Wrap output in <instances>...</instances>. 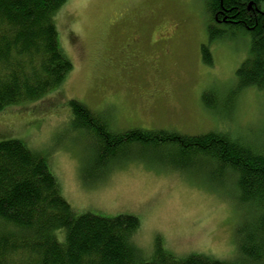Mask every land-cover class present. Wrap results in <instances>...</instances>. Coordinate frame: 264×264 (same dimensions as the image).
Segmentation results:
<instances>
[{
	"label": "rangeland",
	"instance_id": "rangeland-1",
	"mask_svg": "<svg viewBox=\"0 0 264 264\" xmlns=\"http://www.w3.org/2000/svg\"><path fill=\"white\" fill-rule=\"evenodd\" d=\"M55 25L72 70L41 100L1 111L0 142L17 140L44 158L75 217H136L133 245L142 260L159 243L178 259L234 261L235 231L252 212L231 175L202 161L172 171L165 167L169 153L135 145L98 166L94 142L77 128L68 102L102 114L116 132H221L262 147L264 91L234 92L250 39L237 34L209 44L204 0H67ZM136 37L131 51L141 60L131 62L125 44ZM202 45L211 66L201 60Z\"/></svg>",
	"mask_w": 264,
	"mask_h": 264
},
{
	"label": "trees",
	"instance_id": "trees-1",
	"mask_svg": "<svg viewBox=\"0 0 264 264\" xmlns=\"http://www.w3.org/2000/svg\"><path fill=\"white\" fill-rule=\"evenodd\" d=\"M66 1L0 0V112L41 100L71 72L55 25ZM204 6L209 44L237 34L250 39L248 56L236 70L234 92L264 91V0H204ZM200 52L203 64L211 66L208 45ZM210 96L208 91L202 95L206 106ZM68 108L77 128L94 142L98 166L135 145L169 153L165 167L172 171L189 170L202 161L213 163L219 175H231L240 203L252 212L250 223L244 220L235 231L237 257L228 262L197 254L178 259L157 243L152 258L142 260L133 245L140 225L136 217H75L46 160L21 142L7 140L0 142V264H264V146L221 132H116L84 104L70 100Z\"/></svg>",
	"mask_w": 264,
	"mask_h": 264
},
{
	"label": "flooded vegetation",
	"instance_id": "flooded-vegetation-1",
	"mask_svg": "<svg viewBox=\"0 0 264 264\" xmlns=\"http://www.w3.org/2000/svg\"><path fill=\"white\" fill-rule=\"evenodd\" d=\"M140 42V37H136L135 40L132 39L130 43L128 44H125V46L127 47L128 49V52L130 53V56L131 58H129V60L131 62H134L136 60V62L140 61V55H139V52L138 51H131V47H135V46H139V43ZM139 43V44H138ZM150 44H155L157 45L156 42H153V43H150ZM133 55V56H132Z\"/></svg>",
	"mask_w": 264,
	"mask_h": 264
}]
</instances>
